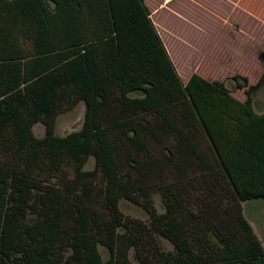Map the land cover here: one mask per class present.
Returning <instances> with one entry per match:
<instances>
[{"label":"trees","instance_id":"1","mask_svg":"<svg viewBox=\"0 0 264 264\" xmlns=\"http://www.w3.org/2000/svg\"><path fill=\"white\" fill-rule=\"evenodd\" d=\"M232 79L184 81L144 0H0V264H264V70Z\"/></svg>","mask_w":264,"mask_h":264},{"label":"rangeland","instance_id":"2","mask_svg":"<svg viewBox=\"0 0 264 264\" xmlns=\"http://www.w3.org/2000/svg\"><path fill=\"white\" fill-rule=\"evenodd\" d=\"M144 1L182 79L192 69H201L209 78L224 79L239 98L246 97L244 87H237L232 76L244 74L255 82L264 70V0ZM84 112L82 100L73 104L64 102L55 118L56 132L65 134L80 128ZM34 131L43 135L44 123L36 122ZM94 166L95 159L91 156L86 168ZM153 198L158 211H163L160 193L155 192ZM120 207L126 215L149 220L147 210L129 198L122 197ZM243 210L264 244V196L245 200ZM160 242L166 249L173 248L163 236ZM101 250L107 257V250L104 247ZM130 258L133 264H141L134 249Z\"/></svg>","mask_w":264,"mask_h":264},{"label":"crops","instance_id":"3","mask_svg":"<svg viewBox=\"0 0 264 264\" xmlns=\"http://www.w3.org/2000/svg\"><path fill=\"white\" fill-rule=\"evenodd\" d=\"M167 48V47H166ZM169 52V51H168ZM170 54V56H172V54L171 53H169ZM172 58V57H171ZM173 60V59H172ZM174 62V61H173ZM174 64H176V62L174 63ZM176 67H177V65H176ZM177 69H178V71H179V68L177 67ZM194 71H197V72H199V73H201L202 75H204V76H206V77H208L209 78V76H207L206 74H204V72L201 70V69H192L191 71H189L188 72V74H187V76H186V78L184 79L183 78V80L184 81H187L188 79H189V77H190V75L194 72ZM180 72V71H179ZM263 72V70L261 71V73ZM261 73H260V75H261ZM182 77V76H181ZM212 79H216V78H212ZM218 79H220V78H218ZM246 98V97H245ZM245 98H241V99H245ZM253 224V223H252ZM253 226H254V224H253ZM254 229H255V231H256V228H255V226H254ZM258 233V232H257ZM259 235V234H258ZM260 236V235H259ZM262 239V238H261ZM262 241H263V239H262ZM237 264H244V263H237Z\"/></svg>","mask_w":264,"mask_h":264}]
</instances>
